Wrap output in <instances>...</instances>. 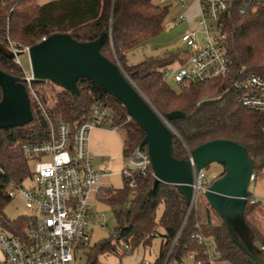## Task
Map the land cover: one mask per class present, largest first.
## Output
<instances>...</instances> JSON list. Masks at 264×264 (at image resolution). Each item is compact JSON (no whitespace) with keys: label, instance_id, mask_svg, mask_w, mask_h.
<instances>
[{"label":"trees","instance_id":"16d2710c","mask_svg":"<svg viewBox=\"0 0 264 264\" xmlns=\"http://www.w3.org/2000/svg\"><path fill=\"white\" fill-rule=\"evenodd\" d=\"M238 7L237 3L221 20L220 28L226 36L224 46L232 61L231 73L208 82L179 85L180 91L176 92L166 84L164 72L174 63L183 64L185 53L148 57L137 63L129 59L133 49L163 31L168 6L155 4L154 0H54L45 5H38L36 0H0V70L13 77L25 76L21 66L9 57L6 49L11 50V45L18 49L33 47L55 34H68L85 43L105 33L101 53L120 63L156 110L163 117L172 112L185 115L169 122L179 137L173 139L176 159L188 160L189 152L212 141H232L244 147L255 162L258 182L264 169V113L243 107L236 85L251 74L264 75V6L248 2L243 14ZM32 86L43 109L26 86L32 122L0 129V219L7 227L4 209L11 202L8 190L22 185L32 174V160L24 155L22 146L48 142L50 123H64L73 135L95 106L103 103L112 110L113 126L125 129V159L144 139V132L128 119L121 104L88 80L79 81V96L51 82H34ZM225 173L224 167L214 181ZM123 179L122 189H102L98 194V199L112 208L116 228L110 240L88 248L86 264H99L100 255L121 257L139 247L147 248L156 238L161 239V247L153 264H165L168 257L167 264H182L186 257H192L195 264H209L206 244H213V254L221 261L255 264L232 242L223 220L202 197L205 194L198 196L189 211L176 186H154L152 166L145 175L137 170L126 174L123 170ZM252 197L250 193L245 218L264 259V232L247 218L260 206L251 203ZM161 206L163 212L158 218ZM19 221L23 223L24 219ZM126 246L129 249L123 252Z\"/></svg>","mask_w":264,"mask_h":264},{"label":"built area","instance_id":"2783aa9c","mask_svg":"<svg viewBox=\"0 0 264 264\" xmlns=\"http://www.w3.org/2000/svg\"><path fill=\"white\" fill-rule=\"evenodd\" d=\"M7 1V0H2ZM182 8L187 7V0H177ZM197 4L199 19L198 30L204 33L201 42L197 40V31L188 30L182 37L187 47L185 62L174 73L178 85L192 82H208L225 78L231 73L232 61L227 55L221 33V20L238 3L243 14L244 6L250 2L263 5L264 0H192ZM180 20L187 19L186 14ZM177 21V20H175ZM46 41L42 38L41 42ZM30 47L18 49L11 45L10 53L20 65L18 56L29 52ZM169 75L167 70L164 76ZM25 88L38 102L33 89L32 76L25 75ZM240 91L239 102L248 110L264 113V75L251 74L244 83L236 85ZM112 110L107 104L95 106L87 120L82 122L73 135L62 122L50 123V140L45 143H25L24 155L32 160V174L29 180L32 186L25 189L22 185L12 186L8 196L15 197V189L23 198L27 216L17 220H8V225L0 219V264H74L80 258V252L88 251L91 243V231L103 218L92 208L91 201L98 199L102 174L93 166V159L88 148L89 136L94 129L115 130L111 120ZM130 119V118H128ZM133 170L145 175L150 169L151 160L147 150L138 148L127 158ZM126 168L124 172L129 173ZM215 178L210 179L202 170L195 174L193 188V208L200 194H205ZM256 176L252 175L251 183ZM250 200V199H249ZM252 204H260L251 198ZM23 220V223L19 220ZM16 221V222H15ZM159 231L155 232L158 236ZM200 241L202 239H199ZM129 249L125 247L123 252ZM209 264H230L219 260L213 254L211 245L206 244Z\"/></svg>","mask_w":264,"mask_h":264},{"label":"water","instance_id":"95a60500","mask_svg":"<svg viewBox=\"0 0 264 264\" xmlns=\"http://www.w3.org/2000/svg\"><path fill=\"white\" fill-rule=\"evenodd\" d=\"M105 36L103 33L96 41L84 43L68 34H55L30 47L28 55L32 82H51L79 96V81L88 80L114 98L125 109L128 118L144 132L138 150L146 148L148 152L155 175L154 186L160 183L176 186L189 211L193 202L195 174L213 163L223 165L225 175L213 181L205 193V199L223 220L232 242L255 264H264L245 218L255 170V162L246 149L232 141L217 140L189 152L188 160L176 159L173 139L179 137L169 122L185 115L172 112L163 117L120 63L116 59L115 62L110 61L101 53ZM9 57L14 59L12 53ZM25 83V79L0 70V129L24 127L32 122L33 114ZM168 260L169 257L165 264Z\"/></svg>","mask_w":264,"mask_h":264},{"label":"rangeland","instance_id":"374dc122","mask_svg":"<svg viewBox=\"0 0 264 264\" xmlns=\"http://www.w3.org/2000/svg\"><path fill=\"white\" fill-rule=\"evenodd\" d=\"M52 1L54 0H36L38 5H45ZM154 3L169 7V14L165 20L164 29L158 36L138 46L129 53V59L133 63H137L148 57H162L167 54L176 52L185 53L187 51V47L182 41V37L188 29H194L195 31H197L198 42H201L205 36L203 32L198 30L197 24L195 28H191V23L189 22L190 18L185 20L179 19L180 15L183 14L185 9L181 7V4H179L177 0H154ZM191 3H193L192 0H187V7H189ZM195 5H193L194 9ZM6 50L8 52L10 51L9 49ZM18 59L25 75L31 76V65L28 53H21L18 56ZM180 67L181 66L179 63H174L165 69L169 73V75L165 76V82L172 90L176 92L180 91V86L175 82L173 76ZM115 131H117V133L121 137L125 138V129L119 127L116 128ZM122 157L123 158L121 159L120 170L113 167L100 169L96 164H93L94 168L102 173L100 183L103 189L111 188L120 190L124 187L123 169L129 167V169L133 170V168H131V166L129 165L128 159H125L124 156ZM204 171L208 178L213 179L217 178L224 171V166L219 163H213L209 167L204 169ZM103 172H106V174ZM261 173L262 174H260L258 182H252L249 188L250 193L254 196L257 202L264 201V169L261 171ZM22 186L25 189H29L32 186L31 180L27 179ZM14 191L15 197L4 209V215L8 220H17L20 217L30 214V211L25 206L23 198L19 195L18 189H15ZM91 204L94 211L97 214L103 216V218L98 221V226L93 227L90 233V246H94L112 238L111 235L116 228V220L113 210L109 204L100 199L92 200ZM162 212L163 206H161L158 210V218L161 216ZM247 218L251 224H254L264 232V209L262 208V206L253 209L251 214H248ZM210 245L211 247H214L213 244ZM160 247L161 239L156 238L155 240H153L149 247H139L138 249H135L133 253H127L121 257L109 254L100 255L98 257V263L153 264L157 256L159 255ZM87 254L88 251L80 252V258L76 260L74 264H86ZM182 264H195V262L192 257H186L183 260Z\"/></svg>","mask_w":264,"mask_h":264},{"label":"crops","instance_id":"0c3cea01","mask_svg":"<svg viewBox=\"0 0 264 264\" xmlns=\"http://www.w3.org/2000/svg\"><path fill=\"white\" fill-rule=\"evenodd\" d=\"M195 4L196 3L193 1L183 12V14L187 15V19L190 18L189 22L191 23V28H195L196 24L198 26L199 13L197 4ZM193 5H195V9ZM88 148L93 159V164H96L100 169H105L107 167H113L118 170L121 169L120 164L123 158L124 138L121 137L117 131L94 129L89 136ZM103 173L106 174V172Z\"/></svg>","mask_w":264,"mask_h":264}]
</instances>
